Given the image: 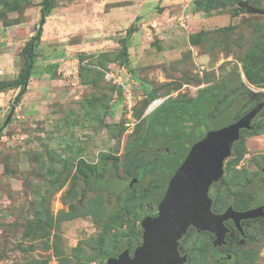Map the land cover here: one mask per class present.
<instances>
[{
    "label": "rangeland",
    "instance_id": "1",
    "mask_svg": "<svg viewBox=\"0 0 264 264\" xmlns=\"http://www.w3.org/2000/svg\"><path fill=\"white\" fill-rule=\"evenodd\" d=\"M29 1L8 8L0 0V79L18 76L24 47L42 31L25 93L14 101L18 88L3 91L11 98L0 107V127L8 121L0 135V264H106L126 239L142 240L138 214L156 208L165 184L148 172L159 159L147 140L155 111L190 102L234 72L242 83L213 115L242 95L239 115L259 100L249 96L264 92V15L248 13L243 0H216L210 10L203 0H53L42 24L44 0ZM247 1L264 9V0ZM246 63L260 65L261 81L247 79ZM253 126L212 189L217 208L229 200L248 207L255 177L264 187V110ZM87 164L99 174L111 169L113 186L89 188ZM133 177L139 182L129 186ZM248 232L235 246L237 264H264V221ZM190 240L191 264H213L207 241Z\"/></svg>",
    "mask_w": 264,
    "mask_h": 264
},
{
    "label": "water",
    "instance_id": "2",
    "mask_svg": "<svg viewBox=\"0 0 264 264\" xmlns=\"http://www.w3.org/2000/svg\"><path fill=\"white\" fill-rule=\"evenodd\" d=\"M51 0H47V4ZM250 14L264 15V9L247 0L239 3ZM45 14H43L42 21ZM41 30V29H40ZM242 75L234 73L216 89L190 104H177L165 109L154 119V127L148 133L153 148L172 147L179 156L164 168L170 180L169 187L161 194L155 211L141 216L144 228L143 243L130 256L128 245L108 257L106 264H181L178 239L194 224L200 230L218 229L224 234L223 220L229 215L237 218L248 213L234 211L229 206L222 214L211 212L213 198L209 187L224 175V161L232 153L233 144L240 139L242 128L251 129L252 120L262 110L258 104L242 119L232 122L233 110L225 111L215 120L206 118L209 109L223 95L242 82ZM136 177L127 181L132 186Z\"/></svg>",
    "mask_w": 264,
    "mask_h": 264
},
{
    "label": "flooded vegetation",
    "instance_id": "3",
    "mask_svg": "<svg viewBox=\"0 0 264 264\" xmlns=\"http://www.w3.org/2000/svg\"><path fill=\"white\" fill-rule=\"evenodd\" d=\"M241 83L239 85H241ZM238 86H236V87H238ZM235 88H232L228 92L235 90ZM213 90H211V91H213ZM210 92H207V93H210ZM207 93H204V94H207ZM224 95H226V93ZM242 96H244V95H242ZM254 96H260L259 100L249 110L245 111L244 113H242L240 115H239V113L241 112V109L243 107L241 106V108H239L240 106L238 107L237 102H235L229 109L225 110V111H228V110L234 111V115L232 116L231 121L236 122V121H239L240 119H242L247 113H249L252 109H254L258 104L263 103L262 110L260 112H258L252 120V123H251L252 128L251 129L242 128L240 131V135H241L242 131H244V130L251 131L254 128V126H253L254 119L264 110V92H262V93L258 92L256 95L251 94L249 97H254ZM218 101H220V100H218ZM214 108H216V104L213 105L209 109V111L207 112L206 118L209 121L215 120L218 116H220L221 114H223L225 112V111H223L217 115H215V114L213 115V109ZM147 140H148L149 145H150L149 148H151L153 150V152H156L159 154L158 155L159 159L155 160L152 163V166L149 169L150 171H148V172H150L155 177H158L160 179L165 180V184L163 185V187H161L159 189V191L157 193L159 196V198H158L159 200H158V204H157L156 208L155 209H149L148 211H146V212H152L158 208L160 198H161V194L170 185V180H169V177L167 176V174L159 173V171L164 172V168L166 167L167 163L176 159L179 156V153H176L172 147H170L169 149H167V148L155 149V148H153L152 143L150 142L148 136H147ZM235 143L232 146V152H233V148L235 146ZM231 155H232V153H231ZM224 163H225V161H224ZM221 179H219L217 181H213L209 187V191H208L209 197L213 198V202L211 204V212L215 215H220L227 208H229V206H232L234 211H238L240 213H248V215L247 216L242 215L237 220V218L235 216L229 214L223 220V228L225 231L223 235H221V231H222V230H220L221 227L218 225L217 221H215V220H213V222L215 223V224H213V226L218 227V229H215V230H211V229L200 230L194 224L189 225L186 233H184L178 239V247L177 248H178L179 257H180L179 260H180L181 264H191V262H192L193 253L191 252V250L188 247H185V242L188 240V238L190 236H191L190 243L196 241V239L198 240L199 238H201L200 242H206L207 241L208 255L212 259L213 264H237V254L235 253V246L237 244H244L246 241H248L251 238V235L248 232V230L253 223L264 221V187H263V184L261 182L260 177H255L250 182L249 189L252 193V199H251L250 205H248V207H246L244 209H237L234 205V202H232L231 200H229L227 202V204L224 205L223 207L217 208V206H216L217 198H216V195L213 193L212 189L214 186H216L217 184L220 183ZM136 182H139V178H137ZM142 215L138 214L139 217L137 216L139 218V220L141 221V225H142V220H141ZM142 229H143L142 240H137L136 245L134 247H131L128 245L131 257H134L135 251L143 243V240H144V238H143V234H144L143 226H142ZM205 246H206V243H205Z\"/></svg>",
    "mask_w": 264,
    "mask_h": 264
},
{
    "label": "trees",
    "instance_id": "4",
    "mask_svg": "<svg viewBox=\"0 0 264 264\" xmlns=\"http://www.w3.org/2000/svg\"><path fill=\"white\" fill-rule=\"evenodd\" d=\"M215 1L216 0H203L201 2L200 8H204V4H208L207 5L208 10L213 9L215 7V5H214ZM29 2H30L29 0H11L10 2H7V0H3L2 3H4L5 7L9 8L11 6H21V5L29 3ZM240 2L241 1L238 2V5ZM52 3H53V0H51L49 4H47V0H44V6L42 8L43 14L51 11L52 6H53ZM41 22H42V24L45 23V21H42V20H41ZM221 30H223V31L228 30V27H223ZM41 32L42 31L40 30V28H38L36 31V34H34V36L31 38V40L24 47L23 51H24L25 61H24V65H23L21 71L19 72L18 76L16 78H12V79H0V92H3L5 90H10V89H17V88L19 89L14 101H20L21 100L23 94L26 91V87H27L28 83L30 82L31 78L33 77V68H34V62L36 59L35 58L36 57L35 49L39 45V42L41 39ZM133 33H134V27L132 25L131 27H129V29L126 33V37L124 38V43H123V48H122L124 55H127V53H128V48L130 46V40H131V36L133 35ZM259 67H260L259 64H257L256 66H249L248 63H246L245 74H246L247 79L250 82H258V81L262 80V75L259 72ZM234 73H239V72H234ZM234 73H232V75ZM227 80H225V81H227ZM225 81H223L222 83H224ZM117 91H118L120 96L123 95L122 89H118ZM146 92L149 94L150 100H152V99L154 100L155 98H157L156 93L149 92L147 89H146ZM226 93H229V92H226ZM203 95H205V94H201L200 97L194 98L190 102H176V103H172L170 105L168 102H165V105L163 106L164 108L162 110L160 109L161 111L160 110L155 111V114H154L155 117L154 116L153 117L156 118L158 115L161 114V112L163 110L168 109V108L172 107L173 105L194 103V102L198 101ZM221 100H222V98L220 99V101H218V103H216V106L221 102ZM245 100H246V96L244 95L243 98H241V99H239V101H237L238 107L240 106L239 108H241V106L242 107L244 106ZM14 109H15V106L13 103V105L11 106V110H14ZM214 110H215V108L213 109V111ZM7 124H8V121L5 122L2 125V127H0V135H1L3 129L6 127ZM153 127H154V120L152 119L151 124L148 128V133L152 130ZM141 148H143V145L138 146V149H141ZM149 150L151 152H153V150L151 148H149ZM87 168H88V172L85 175V179H86V182H87V185L89 188L105 187L106 183H108L110 186H113L115 180L113 181L114 176L112 175L111 169H109L107 167L103 173L99 174L97 172V170L95 169V167H92V166L87 164ZM110 175H112L113 177ZM132 218L134 219V221H136V213L134 216H132ZM124 245H129L131 247H134L136 245V238L126 239L125 242L123 244H121V246H124Z\"/></svg>",
    "mask_w": 264,
    "mask_h": 264
},
{
    "label": "crops",
    "instance_id": "5",
    "mask_svg": "<svg viewBox=\"0 0 264 264\" xmlns=\"http://www.w3.org/2000/svg\"><path fill=\"white\" fill-rule=\"evenodd\" d=\"M6 58L7 57H5L4 59H6ZM10 91L13 92V90H10ZM9 98H11V93L7 94L6 92H0V107L7 105L8 101H9Z\"/></svg>",
    "mask_w": 264,
    "mask_h": 264
},
{
    "label": "built area",
    "instance_id": "6",
    "mask_svg": "<svg viewBox=\"0 0 264 264\" xmlns=\"http://www.w3.org/2000/svg\"><path fill=\"white\" fill-rule=\"evenodd\" d=\"M1 72V71H0ZM114 74L113 73H111V72H107V77H108V79H111V78H114V76H113ZM118 83H120V84H123V81L122 80H119V81H117ZM156 103V101L153 103V104H155Z\"/></svg>",
    "mask_w": 264,
    "mask_h": 264
},
{
    "label": "bare ground",
    "instance_id": "7",
    "mask_svg": "<svg viewBox=\"0 0 264 264\" xmlns=\"http://www.w3.org/2000/svg\"><path fill=\"white\" fill-rule=\"evenodd\" d=\"M159 103V101H157L155 104Z\"/></svg>",
    "mask_w": 264,
    "mask_h": 264
}]
</instances>
